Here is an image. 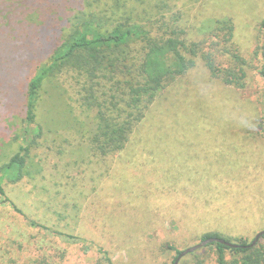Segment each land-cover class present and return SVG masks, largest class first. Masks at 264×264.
Masks as SVG:
<instances>
[{
	"label": "rangeland",
	"instance_id": "374dc122",
	"mask_svg": "<svg viewBox=\"0 0 264 264\" xmlns=\"http://www.w3.org/2000/svg\"><path fill=\"white\" fill-rule=\"evenodd\" d=\"M89 1L0 0V167L24 145L29 81ZM152 3L138 7L148 31L147 24L177 15V28L204 41L221 28L217 22L231 20L246 64L243 88L223 85L197 63L155 98L120 157L103 158L88 146L86 79L57 72L40 91L42 138L22 179L0 175L20 211L0 205V264H171L175 250L199 244L202 235L250 243L264 231V55L254 56L264 35V0H166L163 17L152 14ZM190 113L217 114L221 123L202 119L185 133L179 126ZM75 149L84 155L58 154ZM198 261L216 264L214 250L204 246L178 264Z\"/></svg>",
	"mask_w": 264,
	"mask_h": 264
},
{
	"label": "trees",
	"instance_id": "16d2710c",
	"mask_svg": "<svg viewBox=\"0 0 264 264\" xmlns=\"http://www.w3.org/2000/svg\"><path fill=\"white\" fill-rule=\"evenodd\" d=\"M152 1L149 6L152 14L163 17L165 7L168 6L165 4L166 0ZM140 2L141 0H91L87 10L74 17L65 41L29 81L22 136L24 145L0 167L2 178L10 182L22 179L26 162L42 138V129L36 124L40 91L45 82L57 72L68 69L86 79V97L82 100V106L87 110L86 113L93 114L88 146L90 152L103 158L120 157L130 135L143 121L155 98L165 89L175 87L176 81L195 68L197 63H201L210 76L223 85L243 88L246 64L233 41L234 26L231 20L217 22V25L221 24V28L211 31L206 40L198 41L175 26V21L179 20L177 15L172 16V21L159 18L154 24L155 28L154 25L152 27L147 24L150 31L146 30L142 25L146 13H138ZM261 30L264 31V22ZM261 42L258 47L260 52L255 51L254 56L264 55V35ZM259 74L264 83V68L259 70ZM189 115V120L179 126L185 133L193 131L192 127H188L192 124L199 126L197 123L202 119V122L207 123L206 126L212 122L221 123L217 114L212 113L207 118V113L202 119L192 113ZM206 133L204 130L196 132L197 135ZM82 152L83 150L75 149L58 154L61 158L75 160L82 156ZM177 158L175 155V162ZM5 204L20 213L0 185V205ZM60 236L68 238V241L75 240L74 237L63 234ZM210 238L222 239L238 246L230 248L217 242L206 245L214 250L216 264H264V245L260 243L264 236L253 247L249 246L251 242L247 243L243 239H230L213 233L202 235L200 242ZM227 251L235 253V258L228 261ZM175 252L177 256L171 264L181 253L177 250ZM196 264L202 262L198 261Z\"/></svg>",
	"mask_w": 264,
	"mask_h": 264
},
{
	"label": "water",
	"instance_id": "95a60500",
	"mask_svg": "<svg viewBox=\"0 0 264 264\" xmlns=\"http://www.w3.org/2000/svg\"><path fill=\"white\" fill-rule=\"evenodd\" d=\"M264 236V231H261L259 232L253 239V241L251 242V244L249 245L250 247H253L256 245V243L258 242V240ZM213 242H217V243H220V244H223V245H226L227 247H230V248H236L238 247L236 244H233V243H228V242H225L224 240L222 239H217V238H210V239H207V240H204L202 242H200L199 244L197 245H194L188 249H186L185 251H182L180 253V255L177 257V259L175 260V262L173 264H178L179 261L186 255L190 254V253H193L195 251H197L198 249L208 245V244H211Z\"/></svg>",
	"mask_w": 264,
	"mask_h": 264
}]
</instances>
